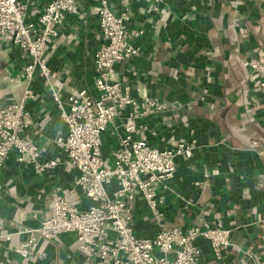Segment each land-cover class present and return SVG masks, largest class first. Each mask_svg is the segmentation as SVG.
Listing matches in <instances>:
<instances>
[{
	"label": "crops",
	"instance_id": "obj_1",
	"mask_svg": "<svg viewBox=\"0 0 264 264\" xmlns=\"http://www.w3.org/2000/svg\"><path fill=\"white\" fill-rule=\"evenodd\" d=\"M82 11L68 15L48 47L53 79L66 94L94 86V52L101 45L99 0H80ZM46 0L30 7L36 20ZM129 28L143 30L136 40L141 53L116 66L133 97L144 95L166 104L164 111L141 120L143 137L159 148L182 140L195 144L193 156L177 157V171L167 189L160 188L168 227L209 223L230 229L225 264H264V153L248 148L264 143V88L254 87L244 63L264 56V0H165L150 9L146 0H132ZM29 57L5 42L0 51V107L19 100L27 87L22 75ZM27 101L32 124L26 136L45 159L60 157L56 143L67 132L46 83L31 82ZM119 121L103 136V153L118 143ZM78 171L64 164L43 174L19 164L11 155L0 173V202L13 236L0 240V264H107L87 258L73 233L47 241L37 238L29 257L16 252L51 213L53 202L67 192L79 208L91 201L76 187ZM136 232L154 235L157 228L145 203L134 209ZM21 231V232H19ZM208 263L212 252L197 240Z\"/></svg>",
	"mask_w": 264,
	"mask_h": 264
},
{
	"label": "built area",
	"instance_id": "obj_2",
	"mask_svg": "<svg viewBox=\"0 0 264 264\" xmlns=\"http://www.w3.org/2000/svg\"><path fill=\"white\" fill-rule=\"evenodd\" d=\"M37 0H0V51L5 42L19 47L29 57L22 75L27 87L19 100L0 107V173L6 160L15 155L19 164L43 174L60 164L75 168L76 187L91 201L79 208L67 197L58 196L49 216L38 227H26V240L16 252L29 257L39 237L52 241L73 233L78 250L87 258L107 264H225L224 250L231 245L230 229L209 223L168 227L162 209L160 188L167 189L177 171V157L193 156L195 144L182 140L159 148L144 137L141 120L164 111L166 104L144 95L133 97L131 88L117 75L116 66L141 53L136 40L143 30L130 29L132 0H99L101 45L94 52V86L66 94V85L53 79L48 63V47L68 15L82 11L80 0H46L36 20L29 10ZM158 9L165 0H146ZM251 70L254 87L264 88V56L245 61ZM41 78L49 88L54 105L67 132L56 143L60 157L45 159L42 149L26 136L33 120L27 101L34 96L31 82ZM120 122L118 143L106 157L103 136ZM249 149L264 153V143L253 140ZM142 199L157 228L154 235L136 232L134 209ZM0 202V240L13 233ZM21 232V231H19ZM210 245L212 257L202 261L197 240ZM257 264V263H256Z\"/></svg>",
	"mask_w": 264,
	"mask_h": 264
}]
</instances>
